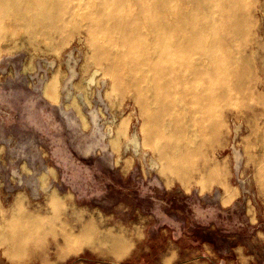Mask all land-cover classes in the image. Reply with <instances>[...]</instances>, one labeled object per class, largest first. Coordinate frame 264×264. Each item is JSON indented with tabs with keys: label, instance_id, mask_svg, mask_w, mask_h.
Returning <instances> with one entry per match:
<instances>
[{
	"label": "rangeland",
	"instance_id": "rangeland-1",
	"mask_svg": "<svg viewBox=\"0 0 264 264\" xmlns=\"http://www.w3.org/2000/svg\"><path fill=\"white\" fill-rule=\"evenodd\" d=\"M17 1L0 8V264H264V0H244L249 42L234 36L236 49L222 50L230 63L191 54V64L216 66L220 83L243 89L217 101V129L205 108L194 114L189 98L145 123L143 92L130 84H142L148 98L155 83L168 84L173 101L185 83L153 79L135 63L137 43L153 42L152 16L139 4L125 11L139 38L126 22H100L97 40L123 54L116 85L89 40L97 0H68L59 26L55 18L32 21L31 1ZM191 8L180 0L170 20ZM131 38L136 49L128 55L121 43ZM211 131L217 141L208 140ZM169 159L186 161L181 176L162 169ZM21 214L42 223L33 230L37 248L22 249L19 240L22 256L17 248L14 256L9 237ZM87 219L101 234L120 236L128 251L115 257L106 239L92 238L58 256L59 229H80Z\"/></svg>",
	"mask_w": 264,
	"mask_h": 264
},
{
	"label": "bare ground",
	"instance_id": "bare-ground-1",
	"mask_svg": "<svg viewBox=\"0 0 264 264\" xmlns=\"http://www.w3.org/2000/svg\"><path fill=\"white\" fill-rule=\"evenodd\" d=\"M33 14L32 21L47 22L48 19H54L59 26L62 19H66L64 15L67 14L68 0H30ZM180 0H97L101 8L96 10L93 14L94 23L90 30V43L93 48V54L97 59H104L108 65L106 73L110 74L115 84L120 81V61H122L123 54L115 53L109 49V46L101 44L98 38V33L101 34V21H111L113 26L116 24L126 22L131 31V36L139 38L140 35L136 30V20L127 18L125 11H131L132 6L137 3L141 9L152 16V29L150 27L147 36L152 32L153 42L151 46L138 44L140 56H132L135 63L144 64L147 67V73L152 75L153 79L169 78L176 82H184L185 84L179 90L181 94L175 96L172 101L170 96V85L161 84L159 81L152 87L153 96L148 98L146 91L142 84L133 82L130 85H135L138 90L143 93L138 96V102L141 111L145 115V123H155L159 121V111H166L173 103L177 105H186L185 98H189L188 106L192 109L194 114L199 112L201 108H205V117L208 121L216 122L214 128L221 125L220 114L218 112V102L222 97L227 95L231 90L242 92L240 87L231 88L226 84L220 83L218 77L220 69L216 66L211 68H201L199 65L191 64V54H197L199 61L210 64L220 60L231 61V55L223 53V51L230 52L236 49L234 36H239V44H247L249 42V31L251 29V20L248 14L247 6L244 0H185L192 4L190 10L184 11L180 16L174 17L170 20L169 15L174 13L178 7ZM19 4L22 1H17ZM15 2V4L17 3ZM4 3L12 4V0H0V8H4ZM113 5L114 9L109 10V6ZM16 6V5H15ZM5 11V9H4ZM47 24V23H45ZM147 25V24H146ZM143 24V27H146ZM104 29V27H102ZM200 32H204L202 36ZM150 34V35H151ZM146 35V34H145ZM121 43L129 47L130 50L135 51L136 42L133 38L124 39ZM237 45V44H236ZM150 49V54L145 52ZM139 59V60H138ZM138 60V62H137ZM246 63V62H245ZM205 64V63H202ZM190 66L189 75H184L180 72V68ZM243 69H246L245 67ZM118 71V73H117ZM204 74V76H202ZM200 76L204 79L201 80ZM198 78L207 88H201L198 84L189 82L191 79ZM246 78V77H245ZM145 84L150 86V80L145 77ZM241 89V90H240ZM150 100V101H148ZM159 102V105L153 111H148L147 104ZM218 109V110H217ZM195 118V117H193ZM188 135V142L193 144L196 129H190ZM214 132V133H213ZM151 132L146 134L150 138ZM153 135L157 132H153ZM216 131H211V136L208 137L212 141L218 140ZM160 155L164 157V152L159 151ZM166 159V158H165ZM165 164L162 169L166 172L182 175V167L185 164L184 159H169L164 161ZM260 176L264 178V171L260 169ZM13 223L19 224V228L12 233L9 241L12 244V254L16 256L21 248L25 250L29 247L37 248L35 244V233L33 230L39 223H42V218L36 215L21 214L17 216ZM61 234L62 242L57 247L58 256H63L71 251H76L81 247L83 241L86 239L96 238L103 242L104 239L108 241L109 246L115 257H120L128 251L123 239L109 232L100 233L97 225L92 220H85L81 228L74 229L63 226L58 231ZM19 240H25V242ZM31 245V246H29ZM24 250V251H25ZM18 254V255H19ZM20 256H22L20 254ZM18 256V257H20Z\"/></svg>",
	"mask_w": 264,
	"mask_h": 264
}]
</instances>
